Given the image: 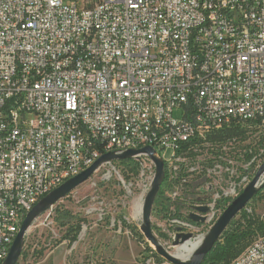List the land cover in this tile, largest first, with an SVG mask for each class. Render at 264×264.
I'll return each instance as SVG.
<instances>
[{"label": "built area", "instance_id": "built-area-1", "mask_svg": "<svg viewBox=\"0 0 264 264\" xmlns=\"http://www.w3.org/2000/svg\"><path fill=\"white\" fill-rule=\"evenodd\" d=\"M258 130L261 143L264 0H0V264L44 197L105 154L147 147L165 164L164 231L205 239L263 165L264 149L237 146ZM121 162L139 177L115 161L103 178L119 175L127 198L139 189L143 220L156 164ZM230 264H264V237Z\"/></svg>", "mask_w": 264, "mask_h": 264}, {"label": "rangeland", "instance_id": "rangeland-1", "mask_svg": "<svg viewBox=\"0 0 264 264\" xmlns=\"http://www.w3.org/2000/svg\"><path fill=\"white\" fill-rule=\"evenodd\" d=\"M64 1L68 3L70 0ZM181 115V112L175 111L176 119L181 118ZM260 136V130L254 133L250 131L237 146L242 152L246 147L259 152L264 149V140L259 142ZM167 156H170V152ZM262 161L264 164V158ZM115 166L125 178L139 177L140 168L136 164L116 161ZM258 171L257 166L253 171L254 176ZM105 172V168L100 170L33 223L17 264H172L157 253L156 247L141 230L142 218L133 214V209L141 201L139 189L127 198L120 186L119 175L115 174L111 181H105ZM246 210L264 224V188ZM102 212L105 216L100 221ZM243 212L232 221L227 231L244 229L246 223ZM114 220L125 221L121 231L118 227H112ZM165 224L166 218L157 210L153 211L154 234L159 243L172 254L175 246L164 231ZM84 225L88 230L86 235L84 233L85 238L80 241ZM77 233L76 240L74 237ZM261 237H264V228L249 240L248 245Z\"/></svg>", "mask_w": 264, "mask_h": 264}, {"label": "water", "instance_id": "water-1", "mask_svg": "<svg viewBox=\"0 0 264 264\" xmlns=\"http://www.w3.org/2000/svg\"><path fill=\"white\" fill-rule=\"evenodd\" d=\"M148 153L154 163L156 164L157 171L156 177L153 182L152 190L147 195L144 201L143 210V223L141 230L144 236L150 241L155 247L158 254L165 257L172 264H203L206 256L213 250L216 244L221 240L224 233L227 231L229 225L232 221L246 208L248 204L253 200V198L258 194V192L264 188V164L260 167L256 176L249 184V186L244 190V192L234 200L229 207L225 210L216 224L212 227L208 235L205 237L200 248L195 252L192 259L189 261H181L169 251H167L158 241L155 236L152 225V214L155 200L160 192L161 185L165 179V164L162 160L156 157V151L151 148H143L141 150H130L123 155H116L115 153H108L103 155L97 162L91 166L86 171L82 172L78 176L68 180L62 186L51 192L49 195L44 197L27 215L25 218L20 231L11 247L10 253L5 260L4 264H17L24 245L26 236L32 227L33 223L45 212L49 211L54 205L59 201L66 198L70 193H72L79 186L83 185L103 167V165L115 162V161H126L139 154ZM199 211L202 213H207V208H200ZM195 222H204L205 218L192 214L190 216ZM193 239V234L179 233L176 236L173 245L179 246L187 243Z\"/></svg>", "mask_w": 264, "mask_h": 264}, {"label": "trees", "instance_id": "trees-1", "mask_svg": "<svg viewBox=\"0 0 264 264\" xmlns=\"http://www.w3.org/2000/svg\"><path fill=\"white\" fill-rule=\"evenodd\" d=\"M228 137L237 136L232 130L226 132ZM125 163V162H123ZM244 224L243 230L226 231L221 240L216 244L213 250L206 256L203 264H230L243 254L247 248L249 240L257 235L264 228L263 222L256 220L247 210L243 212ZM79 229V228H78ZM78 233L74 239L77 240ZM257 240V239H256Z\"/></svg>", "mask_w": 264, "mask_h": 264}, {"label": "bare ground", "instance_id": "bare-ground-1", "mask_svg": "<svg viewBox=\"0 0 264 264\" xmlns=\"http://www.w3.org/2000/svg\"><path fill=\"white\" fill-rule=\"evenodd\" d=\"M138 216L142 214V203L138 204ZM203 238L200 237L196 241L190 240L183 245L175 247V252L172 253L173 256L181 261H189L193 258L195 252L200 248L203 243Z\"/></svg>", "mask_w": 264, "mask_h": 264}, {"label": "crops", "instance_id": "crops-1", "mask_svg": "<svg viewBox=\"0 0 264 264\" xmlns=\"http://www.w3.org/2000/svg\"><path fill=\"white\" fill-rule=\"evenodd\" d=\"M57 251H55L53 254H52V257H54V255L56 254Z\"/></svg>", "mask_w": 264, "mask_h": 264}]
</instances>
